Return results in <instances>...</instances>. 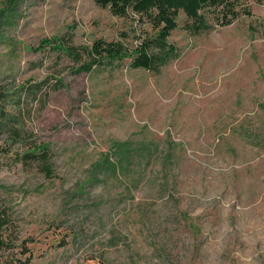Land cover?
Wrapping results in <instances>:
<instances>
[{
	"label": "rangeland",
	"instance_id": "374dc122",
	"mask_svg": "<svg viewBox=\"0 0 264 264\" xmlns=\"http://www.w3.org/2000/svg\"><path fill=\"white\" fill-rule=\"evenodd\" d=\"M245 10L175 31L179 57L159 75L128 62L75 75L40 66L42 40L112 41L125 21L95 0H0V88L52 156L50 173L23 166L0 135L5 234L30 264H264V0ZM53 76L64 85L43 108L18 93Z\"/></svg>",
	"mask_w": 264,
	"mask_h": 264
},
{
	"label": "trees",
	"instance_id": "16d2710c",
	"mask_svg": "<svg viewBox=\"0 0 264 264\" xmlns=\"http://www.w3.org/2000/svg\"><path fill=\"white\" fill-rule=\"evenodd\" d=\"M249 1L95 0L99 7L125 21V28L118 34V38L112 41L95 39L89 46L76 45L73 34L44 39L37 48L39 52H47L40 66L67 65L71 73L81 75L91 74L96 70H115L128 62L132 69L159 75L179 57L178 49L170 42L175 31L181 28L196 36L209 33L216 26H227L238 19L242 12L247 13L245 9ZM62 85L64 81L53 76L40 84L23 87L18 93L21 95L20 91H27L31 95L32 104L40 103L43 108L50 94L61 90ZM15 97L17 101L13 105L18 108L17 114L8 110L9 102ZM21 101L22 98L17 93L10 94L0 88V135L5 137L7 143L1 153L5 156L12 153L11 157L23 166L34 164L50 173L52 156L49 147L23 130L24 117L31 110H26ZM2 194L3 190L0 188V198ZM9 225L7 213L0 212V253L6 254L19 249L26 256L29 253L26 242H17L16 245L17 239L5 234ZM30 259L32 256H26L25 262L21 264H30Z\"/></svg>",
	"mask_w": 264,
	"mask_h": 264
}]
</instances>
